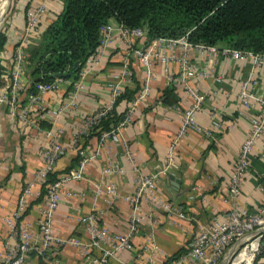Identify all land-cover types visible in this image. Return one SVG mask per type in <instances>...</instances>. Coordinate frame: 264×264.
<instances>
[{"label": "crops", "instance_id": "crops-1", "mask_svg": "<svg viewBox=\"0 0 264 264\" xmlns=\"http://www.w3.org/2000/svg\"><path fill=\"white\" fill-rule=\"evenodd\" d=\"M9 1L0 2V21ZM40 2L44 3L43 13L35 29L31 30L27 45L35 43L42 29L60 11L61 0H14L5 15L1 27L6 38L0 49V93H5L6 97L9 95L7 83L9 69L13 65L12 53L23 30L25 13ZM107 22L112 26L111 37L97 51L94 59L82 63V75L64 77L55 89L38 93L37 100L29 104L26 96L29 79L23 56L22 88L12 107L19 111L26 106L25 117H10L9 104L0 102V263L4 252L3 241L8 235L1 217L9 214L22 184L42 164L38 151L48 144L45 130H55L57 139L65 147L54 166L59 174V171L76 164L78 155L72 145L82 118L109 102L112 85L116 84L121 91L125 87L135 89L134 94L141 87L144 72L127 42L118 33L119 22L114 17H109ZM144 39H133L131 47L144 46ZM173 51L179 54L181 45L176 44ZM187 54L200 66L206 59L212 69L211 75L199 82V88L208 97L195 111L196 121L209 128L210 134L186 128L173 143L172 165L166 172H159L181 124V111L189 105L190 98L180 87H173L169 80L170 75L179 71L178 61L171 60L167 70H163L161 63L153 61L147 93L138 102L129 121L120 126L117 139L106 138L99 144V135L88 136L81 143L85 152L91 155L83 167V178L62 184L63 192L53 213L52 230L63 235L73 234L85 239L83 226L76 218L92 208L102 211L98 221L110 231H124L131 215V204L123 199V195L133 193L135 176L144 172L154 173L158 191L174 208L183 212L184 217L168 215L159 205L141 199L138 204L141 217L131 237V246L115 252L108 264H148L150 259L155 264H166L185 249L187 241L208 223L211 214L232 206L253 211L264 205V130L253 144L237 202L233 204L226 197L231 163L249 128V115L257 113L259 108L257 101L247 107L240 106L236 93L241 83L252 76L256 82L254 85L248 82L247 86L264 96V61L254 64L248 56L239 58L221 53L205 56L194 46L187 48ZM125 70H130V74L121 76ZM192 81V78L189 79V82ZM75 83H78L76 88ZM168 86H172L175 93L172 102L161 100V93ZM127 101H118L115 110L123 113ZM59 104L64 106L53 117L51 108ZM212 111L217 112L214 115L217 127L211 125ZM123 145L129 150V155ZM108 162L116 164L120 170L103 172L102 168ZM174 173H178L177 188L172 186L169 177ZM97 181L113 185L115 194L109 201L102 195L94 196L93 184ZM43 194L29 198L22 215V220L28 223L36 238L38 208ZM144 245H147V250L143 249ZM57 255L58 264H91L79 254L76 246L70 244L58 247ZM23 264L45 263L36 253L28 251Z\"/></svg>", "mask_w": 264, "mask_h": 264}, {"label": "built area", "instance_id": "built-area-1", "mask_svg": "<svg viewBox=\"0 0 264 264\" xmlns=\"http://www.w3.org/2000/svg\"><path fill=\"white\" fill-rule=\"evenodd\" d=\"M43 5V2L37 3L36 6L28 9L25 13L23 30L12 53L13 65L9 69L10 78L7 83L9 95L6 97L5 93H0V102L5 101L10 106L8 111L10 117L15 115L22 118L25 117L26 106H23L19 111H15L12 105L22 88L23 73L21 61L24 56V48L29 43L31 30L35 29V24L40 14L43 13ZM111 30L112 26L107 21L99 25L96 50L84 62L94 59L97 51L108 43L111 37ZM117 31L125 39L133 55L137 57L144 72V77L139 91L127 101L122 117L109 129L100 131L98 136L99 144L106 138L117 139L120 126L129 121L130 115L137 108L138 102L146 95L152 62L157 61L161 63L163 70H167L169 62L176 59L179 63V71L176 75H170L169 80L173 87H180L189 96L190 102L181 111V124L173 138L172 144L166 152L163 166L159 169V172L163 173L172 165L175 138L186 128L190 127L206 135L210 134L209 128L202 126L196 121L195 111L201 108L202 103L208 97L199 88V82L202 78L209 77L212 69L206 63V59H204L205 62L202 66L195 63L188 56L187 48L190 46L197 47L205 56L221 53L239 58L248 56L254 64L264 61V53L261 52H253L248 49L235 48L225 44L220 46L205 42L192 43L187 40L186 32L176 37H153L142 47H131L133 39L144 37L143 27H129L119 22ZM176 44L182 47V51L179 54H175L173 51V47ZM83 72L80 67L76 76L82 75ZM128 74H130V70H125L121 76ZM191 78L193 81L189 82ZM62 79L64 77L56 76L47 81H34L32 90L28 91L26 95L28 103L35 102L38 93L55 89ZM248 82L254 85L256 81L251 76L241 83L236 93L237 101L242 107H247L254 101H257L259 108L257 113L249 115V128L240 142L226 181V197L233 201V204L237 202L239 186L244 171L248 166L253 144L264 130V96L261 95L260 91L249 88L247 86ZM77 85L78 83H75V88ZM120 92L121 90L116 84L112 85L109 102L83 116L80 129L74 136L72 145L78 155L76 164L46 184L44 196L38 208L39 216L36 223L38 237L36 238L31 233L28 223L22 220V215L28 205V199L40 194V185L47 179L48 173L54 169L57 159L65 150L64 145L57 139L56 131L52 128L45 130V135L49 137V141L46 147L38 151L42 158V164L22 184L15 204L9 214L1 217L7 226L8 235L3 241L4 252L0 264H23L28 251H33L40 256L45 264H58L57 249L65 244L76 246L79 254L87 258L91 264H108L110 257L115 252L131 246V237L136 231L141 217L138 213V204L141 199H147L159 205L168 215L175 214L179 217H184L183 212L179 208L175 207V209L158 191L154 173L144 172L135 176V189L133 193L123 195V199L131 204V215L124 231H110L104 224L98 221L102 211L92 208L81 213L76 218L83 226L86 234L85 239L73 234L63 235L53 232V213L58 204L60 194L63 192L62 184L66 181L83 178V167L91 156L85 152V148L79 142V137L88 134L98 125L101 118L108 113L116 96ZM63 106L64 104H59L51 108L52 116L56 117ZM216 113V111L210 113L213 116L211 118V125L213 127L218 126V121L214 118ZM123 147L125 153L129 155V150L124 145ZM119 170V166L109 162L102 168V171L105 173L118 172ZM65 193L69 192L65 191ZM93 193L94 196L102 195L107 201L115 194L112 184H104L101 181L93 184ZM253 241H255L254 245H252ZM147 248V245L143 246V249L147 250ZM228 250V259L231 253L235 251L229 264H264V205H259L253 211H249L244 207L237 208L236 206H232L211 214L208 223L201 226L187 241L185 249L175 258L169 259L166 264H174L175 262L181 264H218L219 261H223L222 259ZM242 250H246L248 256H239L236 259L238 253ZM228 259H225V264ZM148 264L155 263L150 259Z\"/></svg>", "mask_w": 264, "mask_h": 264}, {"label": "trees", "instance_id": "trees-1", "mask_svg": "<svg viewBox=\"0 0 264 264\" xmlns=\"http://www.w3.org/2000/svg\"><path fill=\"white\" fill-rule=\"evenodd\" d=\"M61 4L38 40L24 50L29 79L26 91L32 90L34 81L76 77L84 60L96 50L99 25L109 17L129 27H143L144 44L153 37H176L186 32L192 43H221L264 53V0H61ZM5 38L0 29V49ZM135 91L122 89L108 113L88 134L81 135L79 142L114 125L123 114L115 110V105L121 99L129 100ZM161 100H175L172 86L162 91ZM59 174L57 170L50 171L40 185V193Z\"/></svg>", "mask_w": 264, "mask_h": 264}, {"label": "rangeland", "instance_id": "rangeland-1", "mask_svg": "<svg viewBox=\"0 0 264 264\" xmlns=\"http://www.w3.org/2000/svg\"><path fill=\"white\" fill-rule=\"evenodd\" d=\"M1 1H2V0H0V2H1ZM13 1H14V0H10V1H9L8 7H7V9H6L5 12H4V15H3V17H2V20L0 21V29H1V27L3 26V23H4V20H5V15H6V13H7V10H8L9 7L12 5ZM228 254H229V250H228V252H226V254H225V256L223 257L222 260L228 259V258H227V257H228ZM234 254H235V251H234L233 253H231L229 259H228L227 262H226V264H229V263H230V260H231L232 256H234ZM220 262H221V261H219V263H220ZM219 263H218V264H219Z\"/></svg>", "mask_w": 264, "mask_h": 264}, {"label": "water", "instance_id": "water-1", "mask_svg": "<svg viewBox=\"0 0 264 264\" xmlns=\"http://www.w3.org/2000/svg\"><path fill=\"white\" fill-rule=\"evenodd\" d=\"M54 75H62L60 73H55ZM169 177L171 178V184L174 188H177L178 185V173L169 174ZM220 264H225V260H223Z\"/></svg>", "mask_w": 264, "mask_h": 264}, {"label": "bare ground", "instance_id": "bare-ground-1", "mask_svg": "<svg viewBox=\"0 0 264 264\" xmlns=\"http://www.w3.org/2000/svg\"><path fill=\"white\" fill-rule=\"evenodd\" d=\"M254 242H255V241L252 242V245H254ZM239 256H244V257H246V256H248V253L246 252V250H242L241 252L238 253V256L236 257V259H237ZM234 262H235V260H234Z\"/></svg>", "mask_w": 264, "mask_h": 264}]
</instances>
